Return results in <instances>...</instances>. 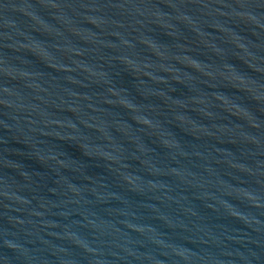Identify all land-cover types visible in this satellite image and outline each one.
<instances>
[{
	"label": "water",
	"instance_id": "obj_1",
	"mask_svg": "<svg viewBox=\"0 0 264 264\" xmlns=\"http://www.w3.org/2000/svg\"><path fill=\"white\" fill-rule=\"evenodd\" d=\"M0 264H264V0H0Z\"/></svg>",
	"mask_w": 264,
	"mask_h": 264
}]
</instances>
